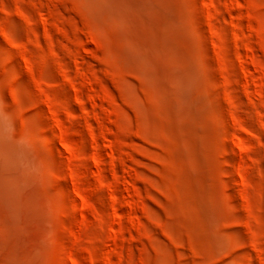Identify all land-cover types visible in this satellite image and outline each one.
<instances>
[{
  "label": "rangeland",
  "instance_id": "rangeland-1",
  "mask_svg": "<svg viewBox=\"0 0 264 264\" xmlns=\"http://www.w3.org/2000/svg\"><path fill=\"white\" fill-rule=\"evenodd\" d=\"M0 264H264V0H0Z\"/></svg>",
  "mask_w": 264,
  "mask_h": 264
}]
</instances>
